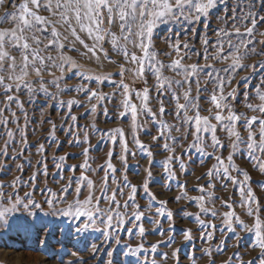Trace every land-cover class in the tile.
Returning a JSON list of instances; mask_svg holds the SVG:
<instances>
[{
    "label": "rangeland",
    "instance_id": "obj_1",
    "mask_svg": "<svg viewBox=\"0 0 264 264\" xmlns=\"http://www.w3.org/2000/svg\"><path fill=\"white\" fill-rule=\"evenodd\" d=\"M11 8L12 0H5L0 6V16ZM249 11L257 18L264 16V0H217L209 15L201 17L199 21L185 18L188 12L185 9V17L177 13V18L169 16L163 21H158L153 41L160 53L159 58L165 64L176 58L171 45L178 43L181 46V54H185L183 63L212 65L219 72L221 79H231V83L225 84V94L235 90V95L228 103L237 114L250 117L259 115L249 110L247 104L259 103L257 92L264 91V55L251 54L242 61L250 65L249 67L228 73L219 70L225 68L229 62L210 58V54L215 51L213 45L216 42L218 27L231 30V17ZM10 26V23L0 24V28ZM258 29L259 32H264V22L258 24ZM205 39L209 42L207 60L204 59ZM258 39L264 37L258 35ZM184 44H187L188 48H184ZM255 47L258 53L264 45L256 44ZM165 52H170L171 55L167 56ZM70 54L85 69L91 70L88 74L111 73L112 80L124 79L133 91L131 99L138 109L141 100L134 93H142L145 87L149 88L148 107L153 112H159L160 103L163 101L166 112L158 118L166 121L168 125L180 123L175 117L174 95L170 91L162 94L155 91V78L151 71H146L143 79L134 78L131 71L125 72L121 77L118 70L120 64L125 62L111 51V60H105L101 55L100 61L76 53ZM126 67L133 66L126 64ZM208 73L213 74L211 80ZM164 74L181 78L171 70H166ZM215 75L213 68H207L191 81L192 95H199L198 103L202 115H209V110L216 111L210 102L212 90L216 88ZM196 79L200 81L199 86L195 83ZM62 83L73 86V89H66L58 98L64 101L75 98L81 102L72 105L70 111L66 105L49 99L43 93L32 97L29 102L28 94L23 90L15 93L24 103L23 110L15 102L9 107L0 89V120L7 121L6 124L0 123V184L3 185L0 205L10 206L17 196L24 204L35 201L38 205L28 209L18 207L8 214V226L0 224V264H153V261L155 264H241L248 261L258 264L260 249L253 247L254 237L246 234L238 221L233 224L235 231L224 223L223 214L230 210L224 205L225 201L233 205L236 215L245 223L252 222L246 207H241L238 187L219 174L212 182L214 186H209L207 181L210 178L203 176L215 163L214 159L205 154L213 151L209 146L210 137L207 134L204 136V143L196 144L195 147L191 135L175 142L169 140L176 151H166L161 147L163 140L152 139L158 134L159 128L150 115L139 110L136 123L138 126L142 124L143 127L135 129L130 115L119 116L124 110L122 101L125 97L123 90L111 81L100 85L95 81H83L86 86L94 90L99 88L109 94L106 99L100 101L95 112L86 111L90 107L86 94L74 90V86L81 83L78 75L69 71ZM186 87L188 85H185ZM197 87L200 89L199 93ZM49 89L56 92L51 86ZM183 91V88L179 89L178 94L182 95ZM183 102L181 99L180 103ZM91 103L97 102L92 100ZM104 109H107V112ZM71 116H76L77 119L73 121ZM212 123L216 121L213 120ZM53 124L56 126L54 130ZM238 127L241 135L246 137L247 132L242 124ZM117 128L122 129L123 135H117L114 140L109 139L106 130ZM9 129L13 132L12 137L6 134ZM181 131L188 132V126L185 125ZM53 132L54 134L50 135ZM180 134L175 130L172 132L176 137ZM217 135L225 144V148L217 151V155L227 157L230 150L227 145L230 141L219 126ZM137 139L150 146L151 157L141 150L136 143ZM125 140L127 152L122 148ZM201 148L205 151H200ZM85 149L88 150L87 155L83 154ZM122 155L126 156V162L122 160ZM168 156L176 157L170 165L171 176L165 174V169L169 167L166 159ZM60 157L65 159L60 160ZM234 160L237 166L249 172L252 178L250 186L264 204V185L261 183L264 181V172L253 167L243 144L240 145ZM85 161L90 166L87 170L81 167ZM107 162H111L116 169L114 173L107 169ZM148 169L151 170V179H147ZM106 172L108 191L101 197L100 189ZM81 173H85L95 182V196L100 202V208L107 209L111 205L115 209L107 213L114 217L112 227L107 226L106 215L97 213L88 230L77 232L76 228L88 223L87 218L63 216L57 211L65 209L66 201L71 202L76 197L75 189ZM233 175L238 173L233 170ZM239 178L243 179V176ZM145 182L148 183L154 200L146 194L142 186ZM69 184L71 187H68L66 192L62 191ZM128 184L137 186L134 201H129L131 188ZM198 185L211 187L212 195H205L206 206L213 208L216 215L201 212L199 202L189 200V197L202 195L197 190ZM88 191L87 187H83L79 198L83 200ZM185 191L187 196L183 195ZM25 193L31 195L25 196ZM53 193L56 195L53 196ZM112 193H116L121 205L127 202L128 206L116 209L110 199ZM177 196L181 199H175ZM47 200H53L54 203L50 205ZM160 200L166 201V206H161ZM157 208L162 212L165 209L171 210V218L157 214ZM117 211L120 213L118 217ZM136 212H143L144 215L137 220L134 216ZM189 213L198 214V219L197 216L188 215ZM201 220L205 222L203 225L199 222ZM141 226L144 228L143 233L139 231ZM185 229H191L189 240H185ZM207 233L212 234L211 239L207 238ZM138 246V252L134 255L129 253V248Z\"/></svg>",
    "mask_w": 264,
    "mask_h": 264
},
{
    "label": "snow or ice",
    "instance_id": "obj_2",
    "mask_svg": "<svg viewBox=\"0 0 264 264\" xmlns=\"http://www.w3.org/2000/svg\"><path fill=\"white\" fill-rule=\"evenodd\" d=\"M217 0H12V8L0 16V24L10 23L12 26L8 28H0V89L8 101V106L12 102L19 105L23 110L24 103L15 93L26 91L31 102L32 97L43 93L49 99L55 100L62 105H66L69 111L72 105L81 103L75 98L68 101L60 100L59 94L66 89H73V86L62 83L66 74L72 71L73 75H78L81 83L74 86L76 92H83L87 96L90 107L86 111L95 112L100 101L107 98L108 93L102 92L99 88L92 89L86 86L83 81H95L97 85L103 84L105 81H111L123 90L124 100L122 101L123 111L119 113L120 117L131 116L133 128L143 127L137 125L138 111L143 110L145 114L151 116L158 125V134L153 136L154 141L163 140L161 147L169 152H175L176 149L173 142L179 139H185L187 135L193 137V147L196 144L204 143V136L210 137V147L213 151L205 154L215 160V163L203 173L210 179L207 181L209 186L213 185V180L216 175H221L227 181L232 182L238 187L241 200V207H246L247 215L252 217V222L245 223L236 215L233 205L227 201L224 205L230 210L225 212L224 223L229 229L235 231L233 224L238 221L239 226L246 234H251L254 237L253 247L260 249L258 264H264V204L257 198L255 192L250 186L251 176L246 169L236 165L234 156L240 150V145H244L247 149V156L252 161L253 167L264 172V91H258L259 103H248L247 108L259 115L247 116L246 114H237L233 111L228 103L230 98L235 95V90L225 94V84L231 83V79L224 80L219 76V72L212 65H200L198 63L185 64V54H181V46L178 43L172 44V50L176 53V58L165 64L159 58V51L156 49L153 41V33L158 21H163L165 17L171 16L177 18L185 17V9L188 10L185 18H190L193 21H199L201 17H207L211 9L216 5ZM5 3V0H0V6ZM231 30L224 27H218L216 34V42L213 45L215 51L210 54L213 60H223L229 62L227 66L219 71L225 73L235 72L237 69L249 67L242 61L251 54L264 55V48L260 52H256V44L264 45V39H258V35L264 37V32H259L258 24L264 22V16L257 18L253 12H241L231 17ZM227 23V20H225ZM250 25V26H249ZM243 29V30H241ZM205 45L204 59H209L207 39L203 41ZM108 45V47H105ZM188 48L187 44L183 45ZM121 57L125 63L120 64L118 74L123 77L124 73L131 71L134 78L143 79L146 71H151L154 78V89L158 94L171 92L176 101L175 117L180 122L178 125H168L166 121L159 119L165 114L166 109L163 101L159 106V112H153L148 107L149 88L145 87L141 92H135L141 100L140 109L137 104L132 102L133 91L124 79L119 81L112 80L111 73H92L91 70L85 69L79 64L74 56L70 53L83 55L89 59L95 58L101 60V55L105 60H111L109 52ZM170 56V52L164 53ZM126 64L133 67L128 68ZM255 67L254 65H251ZM207 68H213L216 72L214 82L216 88L212 90L210 102L213 104L216 111L209 110V115L201 114V106L198 103L199 95H192L191 81L196 78L201 71ZM75 70V71H73ZM166 70H171L180 76L177 79L168 77L164 73ZM212 73H208L210 80ZM246 79V78H244ZM199 86V79L195 80ZM185 85L188 87L185 88ZM49 86L56 89V92H51ZM175 86V87H174ZM184 89L181 94L179 89ZM197 87V93H199ZM11 93V94H10ZM183 99V103L180 100ZM96 100V104L91 101ZM107 112V109H104ZM227 111V115H225ZM189 113H192L189 115ZM14 115V114H13ZM25 119L27 113H24ZM75 121L76 116H71ZM215 120L216 123H212ZM0 123H7L6 120H0ZM246 130V137L241 135L239 125ZM187 125L188 132H183L181 129ZM218 126L224 130L230 143L227 147L230 149L227 157L217 155V151L225 148V144L217 135ZM53 130L55 124H53ZM173 130L180 132V136L172 135ZM109 139L114 140L117 135L122 136V129L106 130ZM9 137L13 136V132L9 129L6 133ZM54 134L50 133V135ZM259 137V139H257ZM136 143L141 150L146 152L148 157L152 156L149 145H145L138 139ZM7 144H5V149ZM43 149V145L40 146ZM123 151L127 152V141L123 143ZM87 149L84 150V155H87ZM200 151H205L203 148ZM64 160L65 157H60ZM169 167L165 169V174L171 176V162L176 159L175 156H168ZM122 160L126 162V156L122 155ZM59 167V165H57ZM75 167V166H73ZM81 167L89 169L87 161ZM104 167V166H101ZM107 169L115 172L116 169L111 162L106 163ZM181 167H184L181 160ZM235 170L238 175H233ZM148 172L147 179H151V170ZM107 175L103 186L100 189L101 197L108 191ZM243 179H240V176ZM127 183V177L125 176ZM264 185V181L261 182ZM143 188L150 199L154 200V195L149 191V185L145 182ZM225 186H227L225 184ZM66 186L62 191H67ZM83 187L88 188V195L81 200L80 192ZM131 188L129 201H134L137 186L128 184ZM197 190L202 193L200 196L189 197L190 201L199 202L201 212L211 213L216 215L213 208L206 206L205 195L211 196V187L205 188L203 185H198ZM76 197L71 201H66V208L59 209L63 216H72L73 218L86 217L88 223H84L81 227L76 228L77 232H84L90 228L95 221L97 213L106 215L108 227H112L114 217L107 213L113 212L115 209L110 205L107 209H102L99 206V201L95 196V182L92 181L85 173H81L76 186ZM31 193H25V196H30ZM53 196L56 194L53 193ZM187 196V192L183 193ZM0 196H3V185L0 184ZM112 205L115 208L127 207L128 203L117 200L116 193H112L110 197ZM175 199H181L177 196ZM48 204H53V200H47ZM161 206H166L167 202L160 200ZM28 209L29 207H37L35 201L30 204H24L19 196L10 206L0 205V224L8 226V214L12 213L18 207ZM139 208V205H137ZM157 214L172 216L171 210L165 209L161 211L156 209ZM31 214V213H30ZM34 215V214H31ZM120 213L117 211L116 216ZM143 212H136L134 216L139 220L143 216ZM188 215L197 216L196 213ZM119 221H117L118 223ZM203 225L204 221H199ZM215 227V225H210ZM141 233L144 228H139ZM185 240L191 238V229H185ZM207 238L211 239L212 234L207 233ZM240 238L239 236L237 237ZM155 247V245L153 246ZM139 251L137 248H129L130 254H135ZM153 264L155 262L153 261ZM241 264H253V261L241 262Z\"/></svg>",
    "mask_w": 264,
    "mask_h": 264
}]
</instances>
